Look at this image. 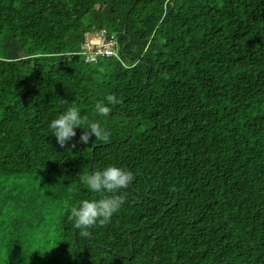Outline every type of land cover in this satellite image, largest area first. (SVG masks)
Returning <instances> with one entry per match:
<instances>
[{"label":"trees","instance_id":"1","mask_svg":"<svg viewBox=\"0 0 264 264\" xmlns=\"http://www.w3.org/2000/svg\"><path fill=\"white\" fill-rule=\"evenodd\" d=\"M101 30L120 58L87 62ZM72 102L110 139L61 147ZM109 165L134 181L84 237ZM0 263L264 264V0H0Z\"/></svg>","mask_w":264,"mask_h":264},{"label":"clouds","instance_id":"2","mask_svg":"<svg viewBox=\"0 0 264 264\" xmlns=\"http://www.w3.org/2000/svg\"><path fill=\"white\" fill-rule=\"evenodd\" d=\"M119 103L115 94H108L95 103L94 114L109 117L112 107ZM49 128L61 147L67 145L77 135V129L84 130L80 137L84 144L89 143L93 136L96 141H107L111 136L110 130L100 121L90 119L87 114L82 113L76 102H72L66 111L53 119ZM79 180L90 193L101 194L100 198L84 199L69 206V222L84 237H88L89 229L110 223L114 215L120 212L125 202L124 192L132 185L134 173L116 165H109L102 170L81 173Z\"/></svg>","mask_w":264,"mask_h":264},{"label":"built area","instance_id":"3","mask_svg":"<svg viewBox=\"0 0 264 264\" xmlns=\"http://www.w3.org/2000/svg\"><path fill=\"white\" fill-rule=\"evenodd\" d=\"M84 52L87 62L97 63L100 58L118 59L120 45L116 36H111L106 30L86 35Z\"/></svg>","mask_w":264,"mask_h":264},{"label":"rangeland","instance_id":"4","mask_svg":"<svg viewBox=\"0 0 264 264\" xmlns=\"http://www.w3.org/2000/svg\"><path fill=\"white\" fill-rule=\"evenodd\" d=\"M1 264V263H0Z\"/></svg>","mask_w":264,"mask_h":264}]
</instances>
